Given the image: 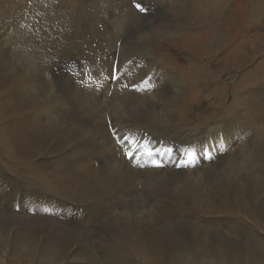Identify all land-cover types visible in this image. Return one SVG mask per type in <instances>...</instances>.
<instances>
[{
	"label": "bare ground",
	"instance_id": "bare-ground-1",
	"mask_svg": "<svg viewBox=\"0 0 264 264\" xmlns=\"http://www.w3.org/2000/svg\"><path fill=\"white\" fill-rule=\"evenodd\" d=\"M7 1L0 0V108L8 120L0 131L8 137L1 140L18 156L34 160L32 167L43 176L42 185L32 186L0 169L5 205L0 206V264H20L25 249L29 264H264L259 229L232 217H219L223 227H213L209 217L197 213L225 209L264 227V89L240 90L230 116L215 113L220 117L210 116L209 123L180 128L179 109L198 96L210 74L195 70L190 82L183 80L141 46L162 32L158 23L142 21L149 18L144 0H105L109 12L98 1L88 32H79L84 6L78 0H60L57 6L56 0ZM154 1L155 12L166 5L167 15L172 13L170 0ZM254 1L247 2L252 8L247 12L264 15V0ZM33 4L51 8L53 15L32 19L59 20L63 14L64 19L52 27L25 26L35 15ZM172 30L165 28L163 36L175 34ZM88 34L109 42L101 47L104 60L118 53L125 57L121 79L116 75L119 85H127L125 92L116 87L108 91L110 98H102L100 84L113 75L109 80L108 72H95L100 60L87 53L82 61L91 63L93 75L81 70L68 75L65 92L57 95L55 75L54 84L48 79L52 59L69 40ZM119 35L125 44L116 51ZM211 35L212 44H223L220 32ZM93 77L98 84H92ZM233 78L230 73V82ZM145 129L154 138L143 135ZM116 131L127 138L114 136ZM207 146L213 150L199 153ZM133 243L140 260L124 255Z\"/></svg>",
	"mask_w": 264,
	"mask_h": 264
},
{
	"label": "rangeland",
	"instance_id": "rangeland-1",
	"mask_svg": "<svg viewBox=\"0 0 264 264\" xmlns=\"http://www.w3.org/2000/svg\"><path fill=\"white\" fill-rule=\"evenodd\" d=\"M1 1L2 2L4 1V4L7 5V2H8L7 0H1ZM50 1H55V0H50ZM50 1L48 0L47 2H50ZM58 1L60 0L55 1L54 6L58 5ZM78 1L81 2L82 6H84L82 7L83 15L80 18L81 23H80L79 32L81 31L88 32V29L90 28V25H91L90 21L92 20L91 17L93 15V11H96V9L98 8V1L104 7L106 6L105 4L106 2L105 0H84L85 2L82 0H78ZM144 1H145L144 9H145V14H146L144 16L148 15L149 18L146 20H142V21L145 22L146 26L152 25L154 23H158L163 33L161 32L160 36L155 38L154 40L153 38L149 39L150 41L146 43V46L144 44L141 46L146 51L148 48L151 49L150 55L158 58L161 63H164L167 66L170 65L168 67L171 68L179 77H182L183 80H188L190 82L192 73L195 70H200V69H202L203 71L206 70L210 74V77L204 78L205 79L203 81L204 84L202 83L200 90L198 92V96L195 97L193 100H192V97H189L188 105L187 106L185 105L184 107L179 109L180 124L178 125V127L186 128L187 126H189L191 128H194L197 125L209 123L210 121H212V119L209 118L210 116L213 117V119L220 117V116L215 117L213 115L215 113L219 115L221 114L223 116H230L234 112V110L237 109V107H234V106L237 105V103H239L235 101L236 94L240 90H244L246 87L249 88V87L259 86L255 89H257L259 92H262V90L264 89V78L262 79L261 77V76L264 77V15L259 16V17L251 16L249 13L250 11L247 12V9H246L247 7L248 10H252V8L249 6V3H247L249 2V0H177V1L170 0L169 8L172 11V13H170L169 15H167L165 11L167 9L165 4H164L165 6L160 5L159 11L155 12L154 10H156L158 7L157 5L152 3L155 1L154 0H144ZM47 2L45 3V5L47 4ZM79 2H78V5H79ZM174 2H176L173 5L174 8H171V5ZM254 2H256V0ZM130 4H131V1H130ZM32 6H30V8L34 9L35 15L31 17L30 22L29 23L27 22L25 26L37 25L40 22L38 26L42 27L45 25L47 26L49 25L50 27H52L53 23H59L60 20L64 19V14H63V18H60L59 20L57 18L58 16H53V18H48V19L46 18H38V20L32 19L34 17H39L40 15H43V14L49 15L51 17L53 15V10L49 7L44 8L45 6L40 5L41 6L40 7L37 4H33ZM43 8L45 12L43 11ZM46 9H48V11ZM103 9L104 11L105 10H108V12L111 11L110 9H108V7H105ZM17 12H18L17 8H15V10L13 9V13H17ZM87 14L88 16H86ZM106 14L107 15L109 14L108 16L110 19V16H111L110 13H106ZM176 18H178V21H176ZM71 19H75V18L72 17ZM148 20L149 22H147ZM35 22L37 24H35ZM108 25H109V20L107 21V23H105V26H104L106 30H107V27L110 28L111 26V25L109 26ZM104 27L100 26V29H101L100 32H102ZM167 27H173L172 31L175 32V34H172L171 32L167 36H163L164 30ZM220 27L222 30L219 29ZM122 31L127 32L128 34L132 33L131 31H125V30H122ZM219 32H220L221 40L223 41V44H221L220 46L224 45L223 47H220L219 45H218L219 47H217L216 45L211 43L212 41H210V40H213L212 38L213 36L211 35V33L215 35ZM176 36H179L180 38ZM81 38H79V40L77 41L69 40L67 42L66 47H63V50L61 48L58 51L59 56L54 57L52 59L53 64H52V68L50 69V71L53 74L49 73L48 71V79L51 84H54L53 77L55 75L56 80H57V89H58L57 95H60L63 92H65L66 82L63 80H65V78L68 75L75 74L79 72L80 70H81L80 74H92L93 75V72L90 70L91 63L89 64L88 62L86 64L85 61H82L84 54L86 55L87 53H89L93 58H98L100 60V66L97 69H95V72L99 74L108 72V79L110 80L113 75L112 73H114V69L117 68V74L120 73L118 77H120L119 79H121L122 71L120 70H122L126 62L125 57H123L121 54L118 53V54H114L112 56L113 58L111 57L110 59L104 60V57H103L104 53H102L101 47L103 46L104 48H107L109 42H107L104 39L105 42L103 43L99 36L92 35V34L85 35ZM125 38L128 39L127 36ZM184 38L188 40H192L193 43L191 42L188 43V41H185L186 39ZM117 39L118 40L115 41L116 47L115 45L113 46L116 48V51H118L125 44V39L122 38L121 35H119ZM183 42H187L186 47L184 46L181 47L180 45H178ZM112 43H114V41ZM225 44L227 45L225 46ZM207 48L211 50L210 55L207 54L208 53L206 50ZM201 49L206 50V51H202ZM154 54L157 56H155ZM62 55H64L65 58H62L64 57ZM58 60L62 61L63 63ZM66 63L69 65H67ZM81 64L83 65L82 69H81V66H82ZM85 64L88 66L87 69L84 66ZM104 64L111 65L114 69H111V68L108 69L104 66ZM230 73L234 75L235 77L232 79V82H230L231 80L229 79ZM185 75H188V76H185ZM88 77L89 76H87L86 79ZM92 80H93L92 84H98L100 81V79L98 80L96 77H93ZM80 82H81V85L83 86L84 82L83 81H80ZM119 83H120V80L112 78L111 81L100 84V86L104 88V92L102 93V98L103 97L105 98V96H106V99L107 97L110 98L108 91H111L113 90V88L115 89L116 87H117V90H119V92L121 90L125 92L127 85L121 82L120 85L122 86H120ZM88 86L91 87V85H88ZM128 88H130V85ZM193 92L194 91L192 90L191 96H193L192 95L194 94ZM0 107H1V104H0ZM220 110H222L223 112L220 113L221 112ZM0 116H2L1 108H0ZM2 117H0L1 118L0 119V131H1V128H3L4 126L8 127V120H6L5 116H2ZM110 128H111V125H110ZM148 131L149 129H145L143 131V135L145 136L152 135V133ZM115 134L116 135L114 136H123V137L125 136L124 133L120 131H116ZM5 137H6V133L0 132V169H3L4 171L17 177L22 182H24L26 185H29V184L32 185V182L34 183V185L32 186H37L39 184L42 185L41 180L39 179L42 178L43 173L41 170L39 169L36 170L35 168L32 167L34 160L25 159L15 154L12 151L11 146H9L8 144L4 143L1 140V139H4ZM152 137L154 138V135H152ZM119 146H122L121 141L119 142ZM212 150H213L212 147L207 146L203 148L202 152H199L198 150L197 152L201 154H206L208 151H212ZM211 158L212 157H208V160ZM33 179H35V181ZM3 197L4 195L0 190V199H3ZM130 203H128L129 208L131 207ZM150 203H154V202H150ZM0 204H1L0 206H5L4 204H2L1 201H0ZM208 211H211V213ZM213 211L212 210L203 211L199 208L197 213H199V215L203 217H209L208 219H209L210 225L213 227H215L217 224H218L217 227H223L222 225L223 223L220 219V218L224 219L223 217L225 218L232 217L234 218V220L239 221V222L241 221V223L243 224L248 223L250 227L259 229L260 231L259 233L264 240V232L260 230L264 228L263 225L261 226V228H259L254 221L252 222L251 216H245L246 217L245 218L242 215H239L237 217L234 214L236 213L234 211L229 212L233 215H229L227 213V210L225 209L224 211H220V210H213ZM242 240H245V239H242ZM133 244L136 246L135 243ZM134 245L128 246L126 248V251L124 252L125 253L124 255H131L134 257L135 260L137 259L140 260L139 250H137L138 249L137 246L135 247ZM24 251H25L24 255L26 253L27 254L21 257L20 264H29V263H26L25 261L27 260L26 256L29 254V250L25 249ZM212 253H214L213 250H212Z\"/></svg>",
	"mask_w": 264,
	"mask_h": 264
},
{
	"label": "snow or ice",
	"instance_id": "snow-or-ice-1",
	"mask_svg": "<svg viewBox=\"0 0 264 264\" xmlns=\"http://www.w3.org/2000/svg\"><path fill=\"white\" fill-rule=\"evenodd\" d=\"M138 7H139V5H138ZM114 135H116V134L114 133ZM129 157H130V159L132 158V157H131V154H129ZM156 166H160V165H156Z\"/></svg>",
	"mask_w": 264,
	"mask_h": 264
}]
</instances>
